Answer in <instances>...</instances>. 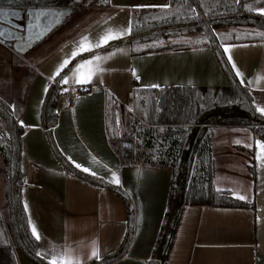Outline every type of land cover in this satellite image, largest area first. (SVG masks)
I'll return each instance as SVG.
<instances>
[{"label": "crops", "instance_id": "crops-1", "mask_svg": "<svg viewBox=\"0 0 264 264\" xmlns=\"http://www.w3.org/2000/svg\"><path fill=\"white\" fill-rule=\"evenodd\" d=\"M165 2L110 0L109 6H60L32 10L26 19L16 21L27 27L26 33L13 41L18 60L16 69L24 82L28 80L20 115L23 121L22 200L24 206L28 205V221L31 220L41 236L38 251L49 262L55 252L66 253L80 264H88L96 259H89L94 249H98L100 259L119 248L128 228L123 199L110 188L76 177L52 151L41 121L45 88L50 82L68 68L63 75L68 77V82L61 84V93L72 86L82 88L73 107H67L59 97L54 134L62 153L74 166L79 163L81 168L78 169L83 171L87 167L90 171L86 173L95 172L93 176L120 186L134 202L132 243L127 254L112 264H148L164 221L172 170L121 162L107 134V95L111 94L120 105L133 112L136 87L152 88L148 87L152 84L159 86L156 88L225 86L230 83L211 46L135 56L125 40L104 48L130 33L91 52H81L54 79H49L66 55L71 54L74 42L83 35H98L106 27L127 28L129 20L132 27L135 8L160 7ZM167 3L169 5L170 0ZM230 44L249 45L235 50L233 60L244 73L237 78L244 80L242 85L250 90L255 108H264V41ZM116 49L124 51L73 71L82 60L105 57ZM225 55L228 59V54ZM97 66L103 71H95ZM90 69L95 72L92 79L76 83ZM133 70L139 79L133 75ZM116 114V119H120L118 110ZM257 141L264 145V141L246 127H215L214 185L219 190H229L236 198L245 196L244 201L254 202L255 209L186 206L166 264H264V223L261 222L264 167L256 159L257 151L264 155V149H258ZM117 179L119 184L115 183ZM19 253L22 256V260L18 257L19 264H35Z\"/></svg>", "mask_w": 264, "mask_h": 264}, {"label": "trees", "instance_id": "trees-1", "mask_svg": "<svg viewBox=\"0 0 264 264\" xmlns=\"http://www.w3.org/2000/svg\"><path fill=\"white\" fill-rule=\"evenodd\" d=\"M64 1L0 0V25L12 26L10 21L3 18L5 12H2H7L8 8H17L20 13L23 10L29 15L32 10L40 7L110 5V0ZM246 5L262 7L264 0H170L169 7L163 10L161 7L135 8L130 34L104 47L106 49L125 40L135 56L211 46L230 81L225 86L136 87L133 93V112L120 105L111 94L107 95V134L121 162L125 165H155L172 170L164 221L148 264L167 263L174 234L186 206L255 209L254 202L238 199L229 190H219L214 185L215 127H246L255 137L264 141V116L256 111L250 90L238 80L221 46L264 41V37L256 35L258 32L264 33V15L247 10ZM13 26L17 25L13 23ZM23 26L25 25H18V30L22 31ZM5 38L0 34L1 41ZM75 61L76 59L72 63ZM67 69L49 83L41 107V121L52 151L67 170L86 182L110 188L126 205L128 228L121 245L116 251L88 263L112 264L127 254L132 243L134 202L120 186L76 168L60 150L54 130L58 123V102L62 91L59 81ZM29 70L31 72L32 69ZM27 81H23V88L14 104L11 105L0 97V129L3 131V135H0V177L4 180L0 211L14 249L22 252L35 264H50L43 257L36 256L39 242L32 236L22 200L23 127L20 115ZM117 110L120 112L118 120ZM250 169L254 171L253 166ZM0 235V264H9L6 257H11V246L6 240L1 223Z\"/></svg>", "mask_w": 264, "mask_h": 264}, {"label": "snow or ice", "instance_id": "snow-or-ice-1", "mask_svg": "<svg viewBox=\"0 0 264 264\" xmlns=\"http://www.w3.org/2000/svg\"><path fill=\"white\" fill-rule=\"evenodd\" d=\"M161 9H167L169 7L167 0L164 4H162ZM247 8V10L249 11H255L259 14H264V7H256L253 8L252 6H245ZM193 11H195V9H193ZM105 24L107 22H104ZM131 32V20L128 21V26L127 28H124L122 26L120 27H106L104 28L98 35H93V34H85L83 35L79 41L74 42V47L73 50L71 51L70 55H66V57L62 60V62L59 64V66L55 69V71L53 72L52 76L49 77V79H54L60 72L62 69H64L70 62V60L76 56H78L81 52H91L92 49H98L101 48L103 45L108 44L109 41L112 40H116L119 39L125 35H128ZM249 35H251V33H249ZM256 35H259L261 37H264V33H256ZM223 47L224 53L228 54V62L231 63V66L233 68V70H235V74L237 77H243L244 73L241 71V69L239 67H237V63L234 62L233 57L236 55V49L237 47H249V45H241V46H237V45H233V44H222L221 45ZM123 49H116L114 52L109 53L108 56L105 57H100V56H94L92 58V60H82L79 64L76 65V69H74L73 71H78L82 66L84 65H89L92 64L96 61H100V60H106L109 59L111 56L115 55L117 52H123ZM95 71H100L102 72L103 69L99 68L97 66V68L95 69ZM95 74V72L93 70H89L86 74H83L79 79L76 80V83H87L92 79V76ZM133 75L136 76L137 79H139L140 77L137 75V73L135 72V70H133ZM257 79H261L260 77H257ZM68 82V77L64 76L63 79H61L59 81V83L61 84H65ZM241 84L244 83V80L241 79L240 81ZM251 83V82H249ZM148 87H152V88H156L159 87L158 85L152 84V85H148ZM48 89L47 87L45 88V92H47ZM64 91H68V89H64ZM256 111L260 112L261 114H264V108L257 106ZM20 123L23 125V121L21 120ZM235 143H240V141H235ZM248 147H251V145H247ZM257 146L258 149H264V145H262L259 141H257ZM256 159L259 160L261 162V167H264V155L261 154V151H257V156ZM76 168H81V165L79 163L75 164ZM83 171L85 172H89V168L85 167L83 168ZM92 175H96L95 172H92ZM113 176H115V173H113ZM115 183L119 184V180L117 179L115 181ZM235 195V193H234ZM239 199L244 200L245 196L243 195H239L238 196ZM25 210H27L28 205L27 203H25ZM264 211V210H262ZM261 222L264 223V217H261ZM29 226L31 227V233L32 236L39 241L41 239L40 234L37 231V228L32 224L31 220H29ZM36 256L37 257H41V252L37 251L36 252ZM93 257H95L96 259H99V251L98 249H94L91 253V256L89 257V259H92ZM50 264H80V261L78 259L73 260L70 257H68V255L66 253H62V254H57L55 252H53L52 254V258L50 260Z\"/></svg>", "mask_w": 264, "mask_h": 264}, {"label": "rangeland", "instance_id": "rangeland-1", "mask_svg": "<svg viewBox=\"0 0 264 264\" xmlns=\"http://www.w3.org/2000/svg\"><path fill=\"white\" fill-rule=\"evenodd\" d=\"M61 1H64V0H61ZM46 8H49V7H46ZM46 8L40 7L37 10L44 11V10H47ZM13 11H14L13 13L14 16L16 14H20L17 8H14ZM26 17H27V14L22 10L21 16L18 19L20 21L21 19H26ZM17 24L19 25L22 23H17ZM18 29L19 28L14 27V26H10L8 29H5L7 34L3 32L1 33L6 38L5 40L4 39L2 41L0 40V97L3 100L10 103L11 105L14 104V102L18 100L19 93L21 92V88H23V85H24L22 76L18 73V70L16 69V66H18L17 64L18 60H16L17 55L15 54L16 51H15V48L13 47V41L17 35L19 34L22 35V33H26L27 27L26 26L22 27L23 32L19 31ZM8 40H11V41L8 42ZM15 63L16 65H14ZM0 135H3V131L1 129H0ZM0 163L2 164L1 159H0ZM3 186H4V180L0 177V198H2ZM0 223L4 231V234L6 236V231L4 229L6 225L3 219V215H2V220H0ZM0 238H1V235H0ZM6 240H7V236H6ZM7 242L9 244L8 240ZM15 251H16L15 253H16L17 259L19 257L20 260H22V256H21V253H19V250H15ZM1 255L2 254L0 252V256ZM6 259H7L6 261L9 262V264H14L12 257L10 258L6 257Z\"/></svg>", "mask_w": 264, "mask_h": 264}, {"label": "built area", "instance_id": "built-area-1", "mask_svg": "<svg viewBox=\"0 0 264 264\" xmlns=\"http://www.w3.org/2000/svg\"><path fill=\"white\" fill-rule=\"evenodd\" d=\"M80 93H82V88L80 86H72L68 91H63L60 94V98L65 102L66 106L70 108L75 105Z\"/></svg>", "mask_w": 264, "mask_h": 264}, {"label": "flooded vegetation", "instance_id": "flooded-vegetation-1", "mask_svg": "<svg viewBox=\"0 0 264 264\" xmlns=\"http://www.w3.org/2000/svg\"><path fill=\"white\" fill-rule=\"evenodd\" d=\"M13 10H14V9H9V8H8V11H7V12H6V11H3V12H2V13L5 12V13L3 14V18H5L7 21H10L11 24H12V26H13V23L16 24V25H18L16 21L19 20L18 18L21 16V13H20V12H19L20 14H16V15L14 16V15H13V13H14ZM9 11H10V12H9ZM0 15H1V14H0ZM0 18H1V16H0ZM16 19H17V20H16ZM4 26H5V25H4ZM4 26L0 25V34H2L1 32L6 33L5 29H8V28H9V26H7V27H6V26L4 27ZM22 32H23V31H22ZM6 34H7V33H6ZM23 35H24V34H22V35L19 34L20 37L23 36ZM17 36H18V35H17ZM17 36H16V37H17ZM16 37H15V38H16Z\"/></svg>", "mask_w": 264, "mask_h": 264}, {"label": "water", "instance_id": "water-1", "mask_svg": "<svg viewBox=\"0 0 264 264\" xmlns=\"http://www.w3.org/2000/svg\"><path fill=\"white\" fill-rule=\"evenodd\" d=\"M0 220H2V214H1V212H0ZM4 226H5V225H4ZM4 229H5V231H6L7 240L9 241V244H10V246H11L10 254H11V257H12L13 263H14V264H18V263L16 262V260H15V257H14V255H15V249H14V247H13V245H12V242L10 241V236H9V234H8V231H7L6 226L4 227Z\"/></svg>", "mask_w": 264, "mask_h": 264}, {"label": "bare ground", "instance_id": "bare-ground-1", "mask_svg": "<svg viewBox=\"0 0 264 264\" xmlns=\"http://www.w3.org/2000/svg\"><path fill=\"white\" fill-rule=\"evenodd\" d=\"M14 257H15L16 262L18 263V259H17L16 253H15Z\"/></svg>", "mask_w": 264, "mask_h": 264}]
</instances>
